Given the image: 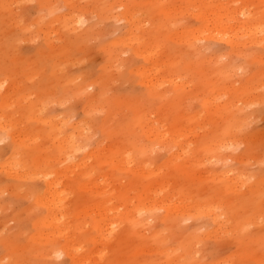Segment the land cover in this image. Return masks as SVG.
I'll use <instances>...</instances> for the list:
<instances>
[{
  "label": "rangeland",
  "instance_id": "1",
  "mask_svg": "<svg viewBox=\"0 0 264 264\" xmlns=\"http://www.w3.org/2000/svg\"><path fill=\"white\" fill-rule=\"evenodd\" d=\"M261 33L264 0H0V264H264Z\"/></svg>",
  "mask_w": 264,
  "mask_h": 264
},
{
  "label": "bare ground",
  "instance_id": "2",
  "mask_svg": "<svg viewBox=\"0 0 264 264\" xmlns=\"http://www.w3.org/2000/svg\"><path fill=\"white\" fill-rule=\"evenodd\" d=\"M80 21H81V18H79V17H73L72 22H74L75 24H78ZM211 26H212V25H211ZM211 26H210V27H211ZM213 26H215V28H214L215 30H214L213 28H210V29H209V28H208V25H207V29H209V31L212 29V30L210 31V33H211L212 31H214V32H216V31H217V32H218V31H221L220 33H222V30H223V32H224V30H226V31L224 32L225 34L222 33V34L220 35L219 33H217L218 35L216 34V36H218V37H220V36L222 37L223 35H227L226 33H227L229 30L232 31V30L235 29V28H236V31H238L237 29H239V31H241V34H240V35H243L242 38L245 36L244 34H249V33H250V34H252V36H253V35H254V36H258V34H259L260 32H263V31L260 30V28H258L256 25H247L246 23H243V22L241 23V25H235V27H234V25H213ZM205 27H206V26H205ZM207 29H205V30H207ZM227 30H228V31H227ZM234 31H235V30H234ZM242 31H243V32H242ZM236 33H238V32H236ZM242 33H243V34H242ZM211 34L214 35L215 33L213 34V32H212ZM261 34H262V33H261ZM219 35H220V36H219ZM229 35H231V34H228V36H229ZM234 35H235V34H233V36H234ZM263 35H264V34H262L261 36H263ZM214 36H215V35H214ZM233 36H232V37H233ZM236 36H237V35H236ZM236 36H235V37H236ZM248 36H249V35H248ZM261 36H260V37H261ZM216 38H217V37H216ZM222 38H223V37H222ZM262 38L264 39V36H263ZM219 39H221V38H219ZM224 39H226V38H224ZM231 39H232V38H231ZM258 40H259V38H258ZM237 41H238V44H237V43H234V44H237L238 46L241 45V44H240V41H239V40H237ZM237 41L232 40V42H237ZM251 41H252V38H251ZM260 41H261V39L259 40L258 43H261ZM252 42H256V38L253 39ZM262 43H263V40H262ZM255 44H256V43H255ZM237 45H236V46H237ZM259 45H260V44H259ZM145 53H146V52H145ZM3 84H4V82H3ZM151 85L153 86V85H155V83H151ZM4 86H5V85H0V91L3 90V87H4ZM73 143H74V142H73ZM54 184H55V182H54ZM54 184L51 183V182L49 183L50 189H51V187H54ZM51 190H52V189H51ZM54 190H55V191H54ZM54 190H52L53 193L56 192L57 188H56V189L54 188ZM58 191H59V189H58ZM48 192H49V190H48ZM50 192H51V191H50ZM48 194H49V193H48ZM50 195H51V194H50ZM48 196H49V195H48ZM51 197H52L51 199L53 200V201H52V200H51V201L54 202V200H55L54 198H56L57 196L54 197L53 194H52ZM43 198H45V197H43ZM167 198H168V197H167ZM170 198H171V197H170ZM170 198H169L168 200H169V201H172V200H170ZM57 199H58V197L56 198V200H57ZM165 199H166V198H164V200H165ZM171 199H173V198H171ZM48 200H50V199H48ZM173 200H174L173 202H175V199H173ZM51 201H49V203H50ZM160 201H162V203L164 202L163 200H159V202H160ZM165 201H166V200H165ZM44 202H45V201H44ZM52 202H51V204H52ZM54 203H55V202H54ZM164 203H165V202H164ZM164 203H163V204H164ZM177 203H178V205H179L178 208H177V204L173 203V204L175 205V209H173V208H174V206H173V208H171V211H172V212H173V210L176 212V209H177V212L180 211V209H181V207H180L181 203H180V204H179V202H177ZM167 204H168V203H167ZM167 204H166V205H167ZM169 204L171 205V203H169ZM169 204H168V206H169ZM56 205H57V204H56ZM54 206H55V205H54ZM99 206L101 207L102 205L100 204ZM104 206H105V205H104ZM104 206L101 207L103 210H104V208H105ZM168 206H167V207H168ZM171 206H172V205H171ZM55 207L57 208L58 206H55ZM55 207H54V208H55ZM62 207H64V205H62ZM62 207H60L61 210L64 209V208H62ZM100 207H97V208H100ZM167 207H165V208H167ZM52 208H53V206H52ZM161 208H162V207H161ZM163 208H164V206H163ZM168 208H170V206H169ZM168 208H167V209H168ZM58 209H59V208H58ZM105 209H106V208H105ZM51 210H54V209H51ZM59 210H60V209H59ZM98 210H99V209H98ZM178 210H179V211H178ZM54 211H55V210H54ZM52 212H53V211H52ZM52 212H51V213H52ZM56 212H57V211H56ZM61 213H62V211H61ZM61 213H60V215H61ZM53 214H54V212H53ZM53 214H52V215H53ZM63 214L65 215L64 210H63L62 215H63ZM50 218H51V216H50ZM55 218H56V217H55ZM64 220H65V219H64ZM59 222H61V221H59ZM63 222H64V221H63ZM54 224H55V223H54ZM59 224H60V225H63L62 222L59 223ZM56 227H59V226L57 225ZM61 229H62V228L59 227V231H62ZM63 229H65V228H63ZM67 233H68V232H65V230H64V236H65V235H66V236H69V235H67ZM66 236H65V237H66ZM65 237H64V238H65ZM69 238H70V237H67V239H69ZM64 243H65V242H64ZM72 246H73V245H72ZM77 248H78V247H77ZM75 250L77 251L76 248H75ZM72 253H73V252H72ZM75 253H76V252H75ZM80 259H81V258H80ZM77 260H78V258H77ZM83 260H85V259H83ZM80 261H81V260H79L78 262H80ZM80 263H82V262H80Z\"/></svg>",
  "mask_w": 264,
  "mask_h": 264
}]
</instances>
